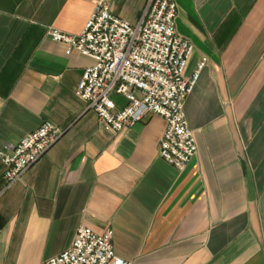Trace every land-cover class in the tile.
Here are the masks:
<instances>
[{"label": "crops", "instance_id": "0c3cea01", "mask_svg": "<svg viewBox=\"0 0 264 264\" xmlns=\"http://www.w3.org/2000/svg\"><path fill=\"white\" fill-rule=\"evenodd\" d=\"M100 1L137 24L149 0H0V150L45 122L63 131L10 188L0 160V264H43L81 227L114 230L132 264H264V0H175L195 47L185 78L208 58L186 103L198 152L182 173L159 156L164 119L115 133L76 97L94 61L48 31L80 35Z\"/></svg>", "mask_w": 264, "mask_h": 264}, {"label": "built area", "instance_id": "2783aa9c", "mask_svg": "<svg viewBox=\"0 0 264 264\" xmlns=\"http://www.w3.org/2000/svg\"><path fill=\"white\" fill-rule=\"evenodd\" d=\"M178 16L175 0H149L139 23L132 24L115 15L107 2L100 1L80 35L50 28L48 36L65 45L67 54L94 61L75 94L95 112L101 124L119 133L135 128L148 116L165 120L159 156L182 173L198 152L186 103L208 58L201 60L191 78H185L195 47L178 34ZM114 96L123 97L126 106L118 108ZM62 135L59 127L45 122L13 149L0 150L7 188L21 180ZM43 264L132 263L116 254L114 230L97 234L81 227L66 251Z\"/></svg>", "mask_w": 264, "mask_h": 264}]
</instances>
